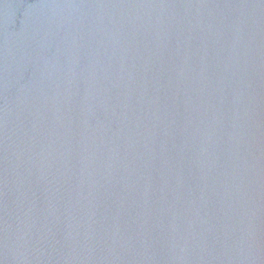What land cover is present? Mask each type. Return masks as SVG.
I'll list each match as a JSON object with an SVG mask.
<instances>
[{
	"label": "water",
	"instance_id": "95a60500",
	"mask_svg": "<svg viewBox=\"0 0 264 264\" xmlns=\"http://www.w3.org/2000/svg\"><path fill=\"white\" fill-rule=\"evenodd\" d=\"M0 264H264V0H0Z\"/></svg>",
	"mask_w": 264,
	"mask_h": 264
}]
</instances>
